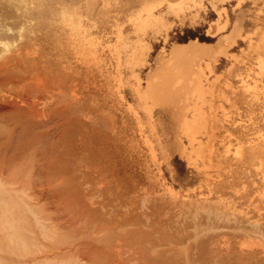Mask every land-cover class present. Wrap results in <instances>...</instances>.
Instances as JSON below:
<instances>
[{"label":"rangeland","instance_id":"rangeland-1","mask_svg":"<svg viewBox=\"0 0 264 264\" xmlns=\"http://www.w3.org/2000/svg\"><path fill=\"white\" fill-rule=\"evenodd\" d=\"M0 264H264V0H0Z\"/></svg>","mask_w":264,"mask_h":264},{"label":"bare ground","instance_id":"bare-ground-1","mask_svg":"<svg viewBox=\"0 0 264 264\" xmlns=\"http://www.w3.org/2000/svg\"><path fill=\"white\" fill-rule=\"evenodd\" d=\"M160 20H161V19H160ZM160 20H159V21H160ZM148 21H149V20H148ZM147 25H148V24H147ZM168 26H169V25H168ZM165 28H166V27H165ZM195 39H196V38H195ZM195 41H196V40H195ZM206 48H207V47H206ZM179 49H180V48H179ZM172 51H173V50H172ZM202 52H203V51H202ZM202 52H201V53H202ZM195 53H196V52H195ZM203 53H205V52H203ZM201 56H202V55H201ZM181 59H182V58H181ZM181 63H184V61H180V64H181ZM175 65H176V64H175ZM7 66H8V65H7ZM167 66H168V65H167ZM167 66H166V67H167ZM172 66H173V65H172ZM189 66H191V65H189ZM174 67H175V66H174ZM174 67H173V69H174ZM175 68H176V67H175ZM181 68H182V67L177 68V71H179ZM173 69H169V70H173ZM189 70H190V69H189ZM161 71H162V70H161ZM173 71H174V70H173ZM175 71H176V70H175ZM181 71H182V70H181ZM164 72H165V71H164ZM167 72H168V71H167ZM179 72H180V71H179ZM182 72H183V71H182ZM192 72H193V71H191V74H192ZM165 73H166V72H165ZM171 73H172V72H171ZM173 73H174V72H173ZM175 73H176V72H175ZM177 73H178V72H177ZM179 74H181V72H180ZM189 74H190V73H189ZM173 75H174V74H173ZM175 75H177V74H175ZM181 75H183V74H181ZM178 76H179V75H178ZM178 76H177V77H178ZM183 76H184V78L187 77L186 75H183ZM190 76H191V75H190ZM174 77H175V76H173V78H174ZM177 77H176V78H177ZM176 78H174V79H176ZM180 78L183 79V77H179V78H177V79H180ZM188 78H189V76H188ZM190 78H191V77H190ZM190 78H189V79H190ZM189 79H184V80L187 81V82L185 83V86H186V84H188V80H189ZM176 81H177V80H176ZM152 82H153V81H152ZM183 82H185V81L181 80V83H183ZM189 82H190V81H189ZM179 83H180V82H177V84H179ZM155 84H156V83H155ZM183 84H184V83H183ZM183 84L181 85V87H182V86L185 87ZM159 85H161V84H159ZM159 85L157 84V86H159ZM190 85H191V84H190ZM192 85H193V84H192ZM151 86H153V85H149V86H147V88L149 87V90H150V87H151ZM178 86H179V85H178ZM166 87H169V86L167 85ZM186 87H191V86L187 85ZM186 87H185V88H186ZM155 88H156V87H155ZM155 88H154V89H155ZM157 88H158V87H157ZM157 88H156V89H157ZM179 88H180V86H179ZM185 88H183V89L186 91ZM149 90H148V91H149ZM152 90H153V88H152ZM152 90H151V91H152ZM180 90H182V89H180ZM153 91H154V90H153ZM155 91H156V90H155ZM155 91H154V92H155ZM157 92H158V90H157ZM148 94H149V93H148ZM154 94H156V92H155ZM184 94H186V93H184ZM2 95H3V94H2ZM74 95H75V94H74ZM140 95H141V93H140ZM142 95H144V94H142ZM150 95H151V94H150ZM158 95H159V93L156 94L154 97L156 98V96H157V98H158V97H159ZM162 95H163V94H162ZM180 95H181V94H180ZM180 95H179V96H180ZM148 96H149V95H148ZM70 97H71V96H70ZM141 97H142V96H141ZM183 97H184V95H183ZM157 98H156V99H157ZM184 98L186 99V96H185ZM156 99H155V100H156ZM153 100H154V98H153ZM155 100L152 101V102H156ZM183 100H184V99H183ZM186 101H187V100H186ZM183 102H184V101H183ZM187 103H188V102H187ZM152 104H154V103H152ZM185 104H186V103H185ZM195 111H196V108H195ZM184 115H185V114H184ZM184 115H183L182 117H184ZM189 115H190V114H189ZM187 117H189V116H187ZM184 119H185V118H184ZM187 119H188V118H187ZM181 121H183V120H181ZM185 121H186V120H185ZM185 121H184L183 123H185ZM192 121H193V119H192ZM193 122H194V121H193ZM186 123H187V122H186ZM180 125H181V123H180ZM184 125H186V124H184ZM181 126H183V124H182ZM181 126H180V127H181ZM188 126L191 127L190 125H188ZM186 128H187V127H186ZM182 130H183V129H182ZM185 130H186V129H185ZM185 130H184V131H185ZM184 131H183V132H184ZM185 132H186V131H185ZM185 132H184V133H185ZM188 134H189V131H188ZM188 134H186V135H188ZM193 134H194V133H193ZM193 134H192V135H193ZM190 137H191V136H190ZM192 137H193V136H192ZM187 138H189V135H188ZM182 152H183V151H182Z\"/></svg>","mask_w":264,"mask_h":264}]
</instances>
